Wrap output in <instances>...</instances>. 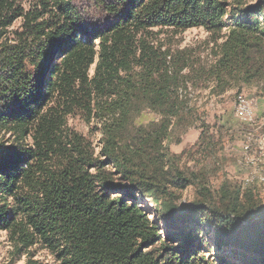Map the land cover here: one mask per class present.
Returning a JSON list of instances; mask_svg holds the SVG:
<instances>
[{
    "label": "trees",
    "instance_id": "obj_1",
    "mask_svg": "<svg viewBox=\"0 0 264 264\" xmlns=\"http://www.w3.org/2000/svg\"><path fill=\"white\" fill-rule=\"evenodd\" d=\"M92 2L104 16L98 21L70 0H39L41 13L26 15L0 0V132L13 137L0 145V230L17 252L40 245L58 264H205L206 225L226 250L219 264H264V220L252 192L223 184L215 199L169 157L173 128L193 125L189 100L178 95L189 64L141 38L155 28H202L223 40L217 80L264 92V0ZM19 16L23 31L9 43L5 30ZM145 110L158 120L135 126ZM75 113L100 124L98 154L67 126ZM189 186L198 200L178 210ZM145 197L165 211L164 229L139 205Z\"/></svg>",
    "mask_w": 264,
    "mask_h": 264
},
{
    "label": "rangeland",
    "instance_id": "obj_2",
    "mask_svg": "<svg viewBox=\"0 0 264 264\" xmlns=\"http://www.w3.org/2000/svg\"><path fill=\"white\" fill-rule=\"evenodd\" d=\"M8 1L16 7L15 13H41L39 0ZM238 1L243 5L256 6L262 0ZM70 4L86 20L98 21L101 16V19L104 17L92 0H70ZM261 11L264 12V7ZM23 23V16H19L6 28L4 37L7 42H14L16 35L23 31ZM141 38L154 49L167 52L168 60L172 61L173 58L174 61L181 55L189 64L181 72L183 78L178 95L189 100L193 125L186 131L173 128L164 142L169 157H176L175 166L188 174L198 175L200 186L208 188L215 199L223 184L249 189L262 209L260 220H264V92L261 86L255 83L247 85L230 78L217 80L212 67L223 40L215 42L216 35L202 28L184 32L155 28L142 34ZM93 70L94 65L90 67V76ZM244 98L252 104L251 121L240 119L235 114L238 101ZM157 120L154 113L145 110L133 123L139 127ZM67 126L81 135L98 154L101 148V126L93 115L90 119L78 113L70 115ZM12 143L13 137L9 133L0 132L2 147ZM26 143H29L28 139ZM196 189L195 186H189L180 193L179 200L175 202L178 210L191 207L198 200ZM139 205L147 211L149 218L164 229L166 213L158 204L145 197ZM200 229L208 241L202 253L205 264H219V259L227 257V253L215 245L217 232L206 225ZM28 257L43 264H58L55 256L40 245L17 252L14 241L7 232L0 230V264H24ZM230 263L237 262L231 259Z\"/></svg>",
    "mask_w": 264,
    "mask_h": 264
},
{
    "label": "built area",
    "instance_id": "obj_3",
    "mask_svg": "<svg viewBox=\"0 0 264 264\" xmlns=\"http://www.w3.org/2000/svg\"><path fill=\"white\" fill-rule=\"evenodd\" d=\"M248 111H253L252 104L248 100H246V107H236L235 108V114H243L244 116H247V117H248Z\"/></svg>",
    "mask_w": 264,
    "mask_h": 264
},
{
    "label": "bare ground",
    "instance_id": "obj_4",
    "mask_svg": "<svg viewBox=\"0 0 264 264\" xmlns=\"http://www.w3.org/2000/svg\"><path fill=\"white\" fill-rule=\"evenodd\" d=\"M236 107H246V100L244 99H240L237 103V106ZM237 117H239L240 119H243V120H248V121H251L252 119V112L251 111H248V117L247 116H244L243 114H236ZM238 119V118H237Z\"/></svg>",
    "mask_w": 264,
    "mask_h": 264
}]
</instances>
